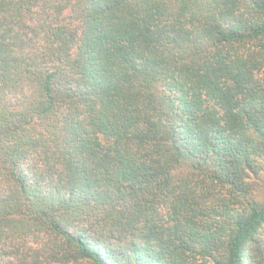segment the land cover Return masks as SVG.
Masks as SVG:
<instances>
[{
	"label": "trees",
	"instance_id": "obj_1",
	"mask_svg": "<svg viewBox=\"0 0 264 264\" xmlns=\"http://www.w3.org/2000/svg\"><path fill=\"white\" fill-rule=\"evenodd\" d=\"M0 264H264V0H0Z\"/></svg>",
	"mask_w": 264,
	"mask_h": 264
}]
</instances>
